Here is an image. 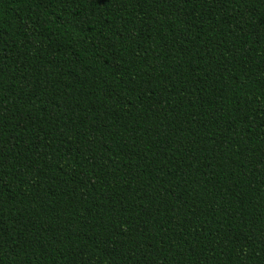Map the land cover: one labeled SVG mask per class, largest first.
<instances>
[{"label":"trees","instance_id":"trees-1","mask_svg":"<svg viewBox=\"0 0 264 264\" xmlns=\"http://www.w3.org/2000/svg\"><path fill=\"white\" fill-rule=\"evenodd\" d=\"M0 264H264V0H0Z\"/></svg>","mask_w":264,"mask_h":264}]
</instances>
